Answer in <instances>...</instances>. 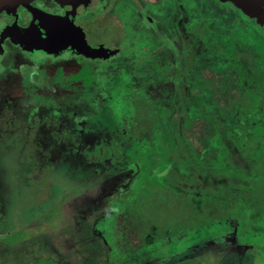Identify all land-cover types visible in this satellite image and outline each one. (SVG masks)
<instances>
[{"label": "flooded vegetation", "instance_id": "flooded-vegetation-1", "mask_svg": "<svg viewBox=\"0 0 264 264\" xmlns=\"http://www.w3.org/2000/svg\"><path fill=\"white\" fill-rule=\"evenodd\" d=\"M72 1L31 0L0 12V137L5 133L8 153L99 154L117 168L124 138L136 142L143 129L160 134L159 150H172L173 132L162 140L163 118L156 122L147 107L164 96L177 108V121L187 119L194 91L195 97L213 90L210 103L219 111L222 103L234 110L239 99L249 108L261 100L264 83L256 82L254 93L240 73L243 65L260 64L250 48L232 57L216 47L212 60L205 48L247 29L264 38V25L230 2ZM82 34L92 49L104 50L81 53ZM220 90L227 100L220 101ZM244 115L248 121L253 114ZM136 184L119 194L120 204ZM121 210L118 204L109 216L121 218Z\"/></svg>", "mask_w": 264, "mask_h": 264}, {"label": "rangeland", "instance_id": "rangeland-1", "mask_svg": "<svg viewBox=\"0 0 264 264\" xmlns=\"http://www.w3.org/2000/svg\"><path fill=\"white\" fill-rule=\"evenodd\" d=\"M221 39L219 43H205L210 60L216 47L223 56L233 57L234 50L249 48L254 52L260 64L240 68L241 77L254 92L256 82L264 83V38L253 28L238 36L222 35ZM212 91L203 90V97L202 92L194 97V91V102L185 106L187 119L183 117L178 121L180 127L186 135L195 134L197 144L206 135L208 140L210 137L217 160L213 179L226 175L234 182L241 178L245 185L249 182L244 179L246 175L254 172L257 183H264V92L261 100L252 103L250 108L239 99V109L232 110L233 106L226 102L219 111L211 107ZM218 97L220 101L228 99L222 90ZM171 104L172 100L164 96L157 104L147 106L156 122L163 118L164 141L168 140L167 133L173 127L177 111ZM248 109L253 112L244 111ZM246 112L253 114L251 120L246 121L248 117L243 116ZM212 113L217 114L216 122L231 124L233 121L235 131H230L227 125L222 129L217 124L213 132H206L204 122ZM193 121L200 129H192ZM146 131L143 129L144 134L136 142L127 143L124 138L121 153L124 164L117 168L110 164L109 158L99 154L60 152L51 155L46 151L20 156L10 154L5 149L3 133L0 137V264H264V217L252 226L201 227L169 240L159 238L156 243L133 252L127 251L117 233L121 220L111 218L109 213L118 204L119 208L124 207L119 203V196L125 187L134 180L137 187L145 186L149 179L155 180L154 169H164L163 165L157 166L158 151L162 153L158 142L160 134L155 129L154 133L146 134ZM111 140L115 146V139ZM194 147L198 148L197 153L202 150L200 146ZM203 153L208 155L207 151ZM82 156L89 160H83ZM168 176L178 185L184 182L182 174L181 177L173 173ZM249 213L252 216L249 220H256L258 214Z\"/></svg>", "mask_w": 264, "mask_h": 264}, {"label": "trees", "instance_id": "trees-1", "mask_svg": "<svg viewBox=\"0 0 264 264\" xmlns=\"http://www.w3.org/2000/svg\"><path fill=\"white\" fill-rule=\"evenodd\" d=\"M211 107L216 109L213 104ZM216 116L212 113L205 119L204 124L207 125L203 129L206 132H213L217 124L220 128L227 125L230 131H235L233 121L231 124L228 121L226 124L216 122ZM173 123L172 150L163 149L157 154V166L163 165L165 169H154V181L149 179L145 186L140 187L133 185L125 193L118 236L129 252L154 244L159 238L169 240L185 231H196L201 227L252 226L264 217V183H257L254 179L257 175L254 172L246 175L244 179H249V182L245 185L241 178L234 182L226 175L219 180L213 179L217 160L210 137L208 140L206 135L197 144V136L183 133L176 117ZM191 126L194 130L200 129L195 121ZM194 146L202 148L200 153ZM205 151L207 156H204ZM170 173L178 177L182 174L183 184L170 181L173 178L168 176ZM196 182L198 185H195ZM249 211L258 214L253 222L249 220L252 218Z\"/></svg>", "mask_w": 264, "mask_h": 264}, {"label": "water", "instance_id": "water-1", "mask_svg": "<svg viewBox=\"0 0 264 264\" xmlns=\"http://www.w3.org/2000/svg\"><path fill=\"white\" fill-rule=\"evenodd\" d=\"M31 0H0V12L10 11L16 9L19 5L27 4ZM65 4H72V0H62ZM222 2H230L235 7L240 9L245 15L253 18L260 25H264V0H220ZM74 4V3H73ZM79 50L81 53L88 55L94 53H100L102 48L92 49L86 44L83 38L78 40Z\"/></svg>", "mask_w": 264, "mask_h": 264}]
</instances>
